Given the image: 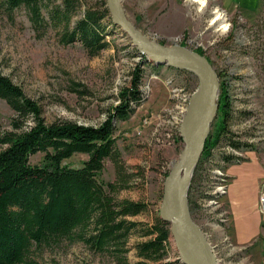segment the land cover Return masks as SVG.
<instances>
[{
  "label": "rangeland",
  "instance_id": "rangeland-1",
  "mask_svg": "<svg viewBox=\"0 0 264 264\" xmlns=\"http://www.w3.org/2000/svg\"><path fill=\"white\" fill-rule=\"evenodd\" d=\"M38 1L41 19L34 27L23 6L8 10L0 0V75L38 102L46 123L68 120L96 126L118 103L115 96L139 66L143 100L126 119L114 121L116 146L130 176L125 188L113 196L117 201H143L148 208L125 218L137 226L121 247L97 251L81 241H64L33 249L31 264H182L171 234L157 262L138 257L136 246L150 239L144 234L155 214L161 218L165 180L183 150L179 129L198 88L197 77L147 61L111 17L110 26L102 20L106 46L96 55H89L79 39L63 44L64 24L47 13L62 8V0ZM95 3L77 0L69 30ZM204 3L122 0L128 20L150 40L197 53L214 70L217 113L198 166L191 171L187 207L217 264H264V0ZM216 12L220 19L211 24ZM224 95L229 119L225 133L214 143L222 126L219 101ZM11 116V109L0 99L1 129L9 127ZM86 159L84 154H74L62 165L80 168ZM30 163L43 164V154L32 156ZM115 177L112 163L106 161L99 180L106 184Z\"/></svg>",
  "mask_w": 264,
  "mask_h": 264
},
{
  "label": "trees",
  "instance_id": "trees-1",
  "mask_svg": "<svg viewBox=\"0 0 264 264\" xmlns=\"http://www.w3.org/2000/svg\"><path fill=\"white\" fill-rule=\"evenodd\" d=\"M76 2L62 0V8L48 10V16L64 24L63 44L79 39L89 55H96L106 46L102 20L111 24L106 2L97 0L94 9L85 10L82 19L69 30ZM1 3L8 10L23 6L33 26L40 23L38 0ZM142 77L139 66L134 68L129 84L115 96L118 103L107 118L90 126L68 120L46 123L38 102L0 75V99L12 111L9 127H0V264H31L33 249L64 241H81L97 251L126 243L137 224L125 218L143 214L148 205L143 201H117L113 196L125 188L130 176L125 173L116 146L115 123L130 116L133 107L142 102ZM222 98L223 121L214 143L225 133L229 119L228 99L225 95ZM39 153L43 154V164L32 165L30 158ZM74 154L87 156L80 168L62 165ZM106 161L112 163L116 179L104 184L99 177ZM153 218L144 234L150 239L137 244L136 253L145 261L157 262L165 254L170 230L159 215Z\"/></svg>",
  "mask_w": 264,
  "mask_h": 264
},
{
  "label": "water",
  "instance_id": "water-1",
  "mask_svg": "<svg viewBox=\"0 0 264 264\" xmlns=\"http://www.w3.org/2000/svg\"><path fill=\"white\" fill-rule=\"evenodd\" d=\"M107 9L112 24L117 26L130 39V44L155 65L178 68L194 74L198 88L190 99L189 108L180 136L183 150L165 180L164 197L160 208L161 218L169 223L170 234L176 245L186 241L195 251L199 264H217L202 231L193 222L186 203V190L191 171L203 150L210 125L217 113V77L206 58L174 45L162 46L150 40L127 18L122 0H107ZM182 264H194L185 250L178 246Z\"/></svg>",
  "mask_w": 264,
  "mask_h": 264
},
{
  "label": "bare ground",
  "instance_id": "bare-ground-1",
  "mask_svg": "<svg viewBox=\"0 0 264 264\" xmlns=\"http://www.w3.org/2000/svg\"><path fill=\"white\" fill-rule=\"evenodd\" d=\"M191 1H193V2H198V4L200 5V6H204L205 5V3H204V0H191ZM217 13V16H215V18H213L212 20H211V24H214V23H216L217 21H218V19H220V13L219 12H216ZM224 27V29H225V25H221L220 26V28H223ZM173 68V67H172ZM175 69H177V70H182V69H178V68H175ZM185 71V70H184ZM187 72V71H186ZM196 92V91H195ZM194 92V93H195ZM194 95V94H193ZM192 95V96H193ZM191 96V97H192ZM216 96H217V94H216ZM191 99V98H190ZM216 102H217V99H216ZM189 103H190V101H189ZM188 108H189V104H188ZM188 108H187V110H188ZM186 114H187V111H186ZM186 114H185V117H186ZM185 117H184V119H183V121H182V124H181V126H180V129H181V127H182V125H183V122H184V120H185ZM212 124V123H211ZM211 127V126H210ZM180 129H179V133H180ZM232 151H234V150H232ZM215 157V156H214ZM207 159V158H206ZM179 160V159H178ZM178 163V162H177ZM176 163V164H177ZM196 164H197V162H196ZM196 164H195V166H196ZM212 164V163H211ZM220 167V166H219ZM209 173V172H208ZM211 173V172H210ZM221 173V172H220ZM215 174V173H214ZM208 175V174H207ZM217 175V174H216ZM211 177V176H210ZM215 177V176H214ZM215 182V181H214ZM190 183V182H189ZM190 184H188V186H189ZM207 185V184H206ZM213 187V186H212ZM206 188V187H205ZM214 188V187H213ZM208 190V189H207ZM187 203V202H186ZM263 209H264V205H263ZM179 242H180V244L179 245H176L175 244V242H174V240H173V237H172V243L174 244V247H175V249L177 250V252H178V254H179V258H180V261L182 260L181 259V256H180V253H179V251H178V246L180 247V249L181 250H185V252H186V255L188 256V258H189V260L190 261H192L194 264H199V260H198V258H197V255L195 256V254H196V252L194 251L193 252V250H191L190 248V245L186 242V241H182L181 239L179 240Z\"/></svg>",
  "mask_w": 264,
  "mask_h": 264
},
{
  "label": "crops",
  "instance_id": "crops-1",
  "mask_svg": "<svg viewBox=\"0 0 264 264\" xmlns=\"http://www.w3.org/2000/svg\"><path fill=\"white\" fill-rule=\"evenodd\" d=\"M175 7V6H174ZM171 26V25H170ZM161 33L164 35V36H166V35H169V33L167 32V31H161Z\"/></svg>",
  "mask_w": 264,
  "mask_h": 264
}]
</instances>
